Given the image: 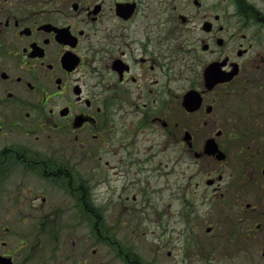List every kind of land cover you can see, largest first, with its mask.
I'll use <instances>...</instances> for the list:
<instances>
[{
	"label": "flooded vegetation",
	"instance_id": "af4514ba",
	"mask_svg": "<svg viewBox=\"0 0 264 264\" xmlns=\"http://www.w3.org/2000/svg\"><path fill=\"white\" fill-rule=\"evenodd\" d=\"M157 137L181 138L187 169L201 161L205 200L228 191L233 145L264 185V0H0V264H143L115 239L123 213L99 221L89 188L95 169L146 163ZM209 140L224 161L203 154ZM233 207L264 217V194ZM207 213L201 241L253 250L259 223L226 233Z\"/></svg>",
	"mask_w": 264,
	"mask_h": 264
},
{
	"label": "rangeland",
	"instance_id": "374dc122",
	"mask_svg": "<svg viewBox=\"0 0 264 264\" xmlns=\"http://www.w3.org/2000/svg\"><path fill=\"white\" fill-rule=\"evenodd\" d=\"M225 130L223 128V135ZM176 140L182 143L179 137L175 138L173 144L160 137L152 139L154 149L139 153L142 160L148 158L142 165H123L119 168L120 171L104 168L98 169L97 172L96 169L92 171L89 200L94 213H101L99 221H113L109 217L105 219L108 211L122 212L120 228H117L115 239L120 240V235L121 246L127 258L142 260L143 264H264V217L259 213L242 217L234 229L239 233L238 227L244 226L243 223L247 219L253 226L260 223V229L254 234V245H262L258 248L253 246V250H249L250 253L246 252L248 247L245 241L241 240L243 244L237 246L238 238L236 244L230 249L227 246L228 251L224 253H220L214 244L207 245L199 239L200 235H205L206 225L199 221L202 215L209 212L206 221L214 220L216 226H220L227 233L239 217L235 214L236 208L233 204L241 202L244 207L246 203L259 201L264 194L263 190L261 191L264 186L260 181L263 179L261 172L258 170L256 183L250 182L247 177L250 170L245 169L246 166L240 162L239 156H235L238 150L233 145L228 149L230 159L226 160L221 173V184L228 186V191L226 190L225 195L219 197L217 202L205 200L202 190L208 189L203 183L204 175L196 173L201 161H194L191 155L187 156L190 164L187 169L183 158L180 159V143ZM163 143H166L164 151ZM141 145H148V142L142 141ZM200 150L198 147L197 151ZM222 151L226 152L227 146H223ZM136 167L137 173L133 174ZM127 172L125 177L124 173ZM196 183H199L198 187L195 186ZM118 196L121 197L120 200ZM132 196L135 199H132ZM69 206V203H60L59 215L69 211ZM64 207L67 208L63 209ZM165 211L166 216L155 217V212ZM34 220L37 221L30 218L31 225ZM96 220L94 217L92 221ZM158 228L164 229L165 232ZM223 236L221 235V240L225 239Z\"/></svg>",
	"mask_w": 264,
	"mask_h": 264
},
{
	"label": "water",
	"instance_id": "95a60500",
	"mask_svg": "<svg viewBox=\"0 0 264 264\" xmlns=\"http://www.w3.org/2000/svg\"><path fill=\"white\" fill-rule=\"evenodd\" d=\"M190 103L193 104L192 100L190 101ZM210 148H212V147H209V146L207 147V149H210ZM213 151H215V149H213L211 151L207 150V153H210V152H213ZM218 156H219L220 159H223V154L222 153H220Z\"/></svg>",
	"mask_w": 264,
	"mask_h": 264
},
{
	"label": "trees",
	"instance_id": "16d2710c",
	"mask_svg": "<svg viewBox=\"0 0 264 264\" xmlns=\"http://www.w3.org/2000/svg\"><path fill=\"white\" fill-rule=\"evenodd\" d=\"M259 245H262L261 243H258V244H256V245H254V247H258Z\"/></svg>",
	"mask_w": 264,
	"mask_h": 264
}]
</instances>
